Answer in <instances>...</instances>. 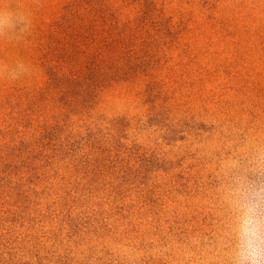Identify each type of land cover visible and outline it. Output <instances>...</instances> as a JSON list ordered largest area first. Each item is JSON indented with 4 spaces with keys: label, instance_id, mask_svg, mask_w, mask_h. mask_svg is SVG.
Instances as JSON below:
<instances>
[{
    "label": "rangeland",
    "instance_id": "rangeland-1",
    "mask_svg": "<svg viewBox=\"0 0 264 264\" xmlns=\"http://www.w3.org/2000/svg\"><path fill=\"white\" fill-rule=\"evenodd\" d=\"M66 5L78 77L39 99ZM0 6V264H229L232 192L264 183V0Z\"/></svg>",
    "mask_w": 264,
    "mask_h": 264
},
{
    "label": "clouds",
    "instance_id": "clouds-1",
    "mask_svg": "<svg viewBox=\"0 0 264 264\" xmlns=\"http://www.w3.org/2000/svg\"><path fill=\"white\" fill-rule=\"evenodd\" d=\"M13 26V13L0 6V31ZM229 206V264H264V183L238 186Z\"/></svg>",
    "mask_w": 264,
    "mask_h": 264
},
{
    "label": "trees",
    "instance_id": "trees-1",
    "mask_svg": "<svg viewBox=\"0 0 264 264\" xmlns=\"http://www.w3.org/2000/svg\"><path fill=\"white\" fill-rule=\"evenodd\" d=\"M66 5L65 10H67V14L62 17V21L55 22L51 25H49L44 30H41V32L38 34V40L40 42L39 44V50L43 53L45 56L44 64H48L49 67L47 68V87H45L40 92L36 93V97L39 96V99L43 97V93L46 91H51L52 88H62L65 85L68 84V82H74L75 77L77 76L74 74V76H71L70 78H66L65 76L59 75V72L55 68V64L57 65V59L58 55L60 53L58 46H61L64 44V41L68 40H75V37L72 36V32L74 30H77V28H80V22L82 21V18H79L77 13H69L72 10V6ZM64 36L61 38V35ZM60 57L59 59H61ZM68 59L65 60V65L67 64ZM57 75V76H56ZM78 77V76H77ZM69 79V80H68Z\"/></svg>",
    "mask_w": 264,
    "mask_h": 264
}]
</instances>
